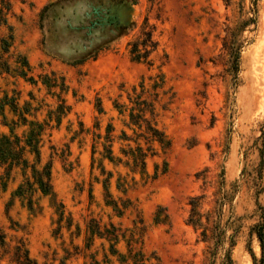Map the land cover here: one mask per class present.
<instances>
[{
	"label": "rangeland",
	"instance_id": "rangeland-1",
	"mask_svg": "<svg viewBox=\"0 0 264 264\" xmlns=\"http://www.w3.org/2000/svg\"><path fill=\"white\" fill-rule=\"evenodd\" d=\"M3 1L0 101L31 113L24 123L6 105L0 134L45 127L38 167H51L53 195L38 192L31 209L16 195L21 170L0 184L2 264L20 243L39 264H103L112 243L92 240L94 221L120 230V253L142 249L150 264H211L215 243L203 232L219 221L227 240L215 264L232 235L235 264L260 259L252 229L264 215V0H0V10ZM150 33L155 50L135 62L132 44ZM143 88L171 144L157 145L145 170L124 154L136 144L123 133L136 136L116 108ZM61 99L71 111L58 124ZM110 127L114 161L104 149ZM194 200L202 226L191 224Z\"/></svg>",
	"mask_w": 264,
	"mask_h": 264
},
{
	"label": "trees",
	"instance_id": "trees-1",
	"mask_svg": "<svg viewBox=\"0 0 264 264\" xmlns=\"http://www.w3.org/2000/svg\"><path fill=\"white\" fill-rule=\"evenodd\" d=\"M137 0H133L136 3ZM11 11V3L9 1H3V8L0 10V25L2 23H7L6 16ZM13 39V36L10 37ZM4 41V40H3ZM10 44L8 41H4V51L9 52ZM156 45L152 41V34H146L143 41H137L132 44L131 56L135 62H148L151 53L155 50ZM239 58V56H238ZM25 66L30 71V66L26 60ZM21 75L28 79V81L33 82V78H28V72L22 71ZM48 87L57 88L56 80H48L45 82ZM52 83V84H51ZM143 87V86H142ZM135 97H130L131 107L126 105L116 104V108L120 110V113L129 112V123L128 127L134 130L135 139L129 137L125 132L123 137L120 138L122 141L130 142L134 141L136 147L129 148L128 151H124L126 157L133 161L135 168L146 169L147 158L149 156H156L157 149L156 146H160L163 150L170 148V141L158 125V112H157V98L145 97V89L143 88L140 94L134 93ZM3 103L0 101V115L5 117V107L6 105H11L13 111L20 114V119L24 123H28L26 115L31 113L30 104H27V108L20 110L19 104L16 100ZM71 108L67 106L65 99H61V105L59 106L57 112L54 114L56 116V121L61 124L63 117L69 114ZM103 110H100L102 113ZM35 126L28 136L19 137L12 131L11 135L0 134V171L3 170L4 174L0 177V184L3 189L6 190L8 183L12 178L13 173L16 170H21L25 182L18 188L16 195L23 200H27L31 209L34 208L36 201L35 196L38 192L42 193L44 196L53 195V184H52V170L51 167H45L44 169H39L40 164V148L42 142V136L45 132V127L40 124H32ZM114 129L110 127L108 130V136L106 142L109 143L105 146V152L107 158L110 161H114V150H113V133ZM146 148H144V146ZM28 154H35L38 157V162L31 164L28 159ZM227 202V196H223L220 201V210L224 207ZM193 214L191 219V224L194 226H202L201 217L196 212L198 202L193 201ZM219 210V211H220ZM90 231L92 235V240L97 236L100 239H106L111 242L110 254L105 255V260L103 264H114L112 258H116L118 264H150L151 257H148L142 249L136 251L131 247L134 242V237L136 232H133L132 238L129 246L131 247L128 255L120 253L117 249V244L120 242L119 229L112 226L111 230L102 231L101 226L95 221L92 222L90 226ZM211 236H208V233ZM252 233L255 234L260 242L262 255L260 259L254 257V264H264V215L262 216L260 222L256 224ZM205 239L214 241V250L211 252V264H215L221 249L227 240L226 229L222 227L221 221L216 222L213 229H205L203 232ZM123 237V236H122ZM125 237V236H124ZM230 249L222 257L221 264H235L232 257V249L236 246L235 235L230 236ZM92 245V244H91ZM90 245V247H91ZM6 236L0 229V247L5 248ZM99 264V262H95ZM0 264H2L0 260ZM11 264H39L35 259L31 257L30 251L25 244L20 243L14 250V254L11 258Z\"/></svg>",
	"mask_w": 264,
	"mask_h": 264
}]
</instances>
